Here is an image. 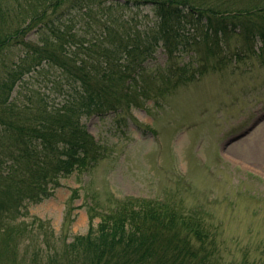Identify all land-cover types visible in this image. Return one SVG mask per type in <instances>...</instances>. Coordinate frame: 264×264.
<instances>
[{
    "label": "trees",
    "instance_id": "1",
    "mask_svg": "<svg viewBox=\"0 0 264 264\" xmlns=\"http://www.w3.org/2000/svg\"><path fill=\"white\" fill-rule=\"evenodd\" d=\"M142 7L154 13L144 35L129 30L139 12L113 14ZM253 58L264 63V0H0V264H222L216 227L176 200L124 197L70 241L50 221L26 218L62 178L107 157L84 116L161 105ZM49 70L62 98L31 80ZM79 196L73 188L64 227Z\"/></svg>",
    "mask_w": 264,
    "mask_h": 264
},
{
    "label": "rangeland",
    "instance_id": "2",
    "mask_svg": "<svg viewBox=\"0 0 264 264\" xmlns=\"http://www.w3.org/2000/svg\"><path fill=\"white\" fill-rule=\"evenodd\" d=\"M135 12L139 20L129 30L144 35L153 24L149 7L113 14ZM85 22L77 21V27ZM157 59L166 60L161 49ZM54 76L53 70L42 71L31 80L62 98ZM83 122L107 147V157L90 172L62 178L43 202L29 204L28 220L50 221L57 236L69 235L70 241L88 232L90 214L97 224L124 197L176 200L216 227L222 264H264V63L256 58L229 63L179 87L161 105L116 117L84 116ZM75 187L80 196L64 227Z\"/></svg>",
    "mask_w": 264,
    "mask_h": 264
}]
</instances>
